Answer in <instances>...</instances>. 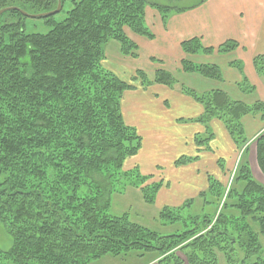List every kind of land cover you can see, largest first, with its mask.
<instances>
[{
  "label": "trees",
  "instance_id": "16d2710c",
  "mask_svg": "<svg viewBox=\"0 0 264 264\" xmlns=\"http://www.w3.org/2000/svg\"><path fill=\"white\" fill-rule=\"evenodd\" d=\"M54 16L42 22L44 33L27 32L29 15L54 11L57 0H0V223L12 240L0 250V264H90L103 257L137 256L156 264H264V185L256 181L245 158L247 139L242 119L260 115L264 101L232 100L224 91L196 94L182 85L180 92L203 108L195 120L216 119L224 125L239 152L230 189L207 176L199 194L203 209L193 211V199L180 207H164L161 226L144 228L127 213L110 214L112 195L139 189L144 204L153 205L162 182L145 185L151 176L138 168L123 171L124 162L137 156L142 140L126 125L121 113L123 94L152 85L173 89L177 83L161 63L153 78L136 70L126 83L107 69L105 47L116 43L121 56L137 58L138 48L126 34L153 40L145 25L151 8L163 24L177 8L145 0H60ZM21 11V12H20ZM184 56L227 55L239 45L226 41L204 47L200 38L180 44ZM242 94L255 93L238 63ZM264 80V56L252 62ZM182 72L221 81L214 65L180 62ZM195 135L196 155L209 151L213 139L206 128ZM257 168L264 178V135L255 140ZM180 156L174 167L195 162ZM223 161L217 167L223 171ZM222 163V164H221ZM219 202L222 206L218 209ZM211 208L212 211L207 209Z\"/></svg>",
  "mask_w": 264,
  "mask_h": 264
},
{
  "label": "crops",
  "instance_id": "0c3cea01",
  "mask_svg": "<svg viewBox=\"0 0 264 264\" xmlns=\"http://www.w3.org/2000/svg\"><path fill=\"white\" fill-rule=\"evenodd\" d=\"M148 10L149 8L145 12V25L150 29L154 38L149 41L142 37L128 36L138 48L137 58L134 60L127 57L131 60L128 63H133L134 67L131 68L135 72L139 69L143 70L141 67L145 65L147 67L148 65L150 68L153 66L151 69L155 73L160 66L154 64L155 62L152 61L154 59L161 63L164 70L172 74L178 84L173 89L152 85L146 89L140 87L125 92L120 105L122 117L124 121L126 120L129 125H132L131 127L137 129L141 139L144 138V135L148 136V134H155L157 131L163 130L164 135L173 140V144L170 146L172 152L166 154L169 161H173L178 155L187 156L188 158L194 157L197 149L188 148L187 146L190 142L192 144V137L203 132V127L191 128V131H188L186 135L181 132L176 133L174 129L178 120L199 118L202 115L203 108L199 103H195L190 97H186L180 92L179 86L187 87L196 94L222 90L232 100L247 104H253L259 100L264 101V80L258 76L254 66H252L256 56H264V0H205L191 7L177 8L179 12H171V16L164 24L158 14L149 13ZM196 37L201 39L202 45L206 48H217L222 43L230 40L235 41L239 48L227 55L184 56L180 44L184 40ZM113 48L121 56L118 45L115 44ZM185 59L195 65L216 66L220 69L221 81L206 80L198 74H185L180 68V62ZM128 63L125 64L126 67L129 65ZM231 63L239 64V67L243 70H241L242 75L256 89L254 94H242L238 90L237 84L242 81V78L239 71L230 66ZM105 69L107 68L105 67ZM107 70L116 76H121L123 73L117 65ZM146 122L149 123L145 124ZM241 124H243L248 147L245 158L248 160L254 179L264 184V178L257 168L255 158V140L259 134L264 135V121L258 114L247 115L242 119ZM210 128L214 137L213 144L210 147L213 151L212 154L203 150L198 155L199 163L191 165L193 168L190 166L179 168L174 172L176 173L175 176L179 171L181 173L179 177L189 175V178L185 179L184 182L183 179L176 178L179 180L176 182L182 185L181 189L183 191V196L177 199L170 195H162L163 188L159 190L156 195L157 200L161 198V203L162 205L165 204V207L169 206L171 200L174 201L172 198L176 201L175 207H179L181 201L183 203L187 199H192L195 192L202 190V181L196 182L193 177L196 173L201 174V172L208 171L215 178L217 177L216 173H219L216 169L218 160L229 162L231 157L236 155L235 159L237 162L239 161L236 147H234L224 125L214 119L210 123ZM140 151L141 153L133 159L139 160L144 155H142L143 148ZM151 156L154 157L151 154L150 157H147L153 160ZM205 156L210 157L206 160ZM233 166H235L234 162L231 167ZM173 169H175L174 166ZM173 176H171L172 180L174 179ZM205 185L207 186L206 182ZM176 187H178V184ZM137 258L136 256L135 259ZM115 260V257H103L90 264H120L116 263ZM135 264H156V261L152 259L147 261L146 259H140L138 261L137 259Z\"/></svg>",
  "mask_w": 264,
  "mask_h": 264
},
{
  "label": "rangeland",
  "instance_id": "374dc122",
  "mask_svg": "<svg viewBox=\"0 0 264 264\" xmlns=\"http://www.w3.org/2000/svg\"><path fill=\"white\" fill-rule=\"evenodd\" d=\"M145 1L147 3L156 4L159 6L160 5L167 6L168 8H170V10L172 8V11H175L176 8L183 9L184 7H191V6H194L195 4H199V3L203 2L205 0H145ZM148 11H149V13H152V14H158L154 10H152L151 8H149ZM26 30H27V32L44 33V32H46L47 29L45 28V26L42 25V22H38L37 20L29 19L26 23ZM125 32L128 36H132L128 30H126ZM109 44H107V46L105 47L106 53H105V59L103 62L104 69H105V67L107 69L108 68L112 69L114 65L115 66L117 65L119 68L122 69V72H123L121 74V76L120 75H117V76L120 77L124 82L130 83L131 78H133L134 73H135L133 68H131V67H134L133 63H131V64L128 63L129 61H131L129 58H124L123 56H119L118 51L116 52V50L113 48V47H115L116 43L112 44V42H110ZM137 55H138V53H137ZM126 63L129 64L127 67L125 66ZM154 64L157 65V63H154ZM129 68H131V69L129 70ZM136 68H138V67H136ZM151 68H153V66H151ZM151 68L148 65H147V67H146V65L141 67V69H143L141 71H143L147 75L148 79H150V80L153 78V75H154V71ZM134 85L136 86V89L139 88L138 84H134ZM259 101H262V100H259ZM202 115H200V116H202ZM197 119H199V118H197ZM197 119L191 118V119H187V120H178L177 123L175 124L176 128L174 129V132H176V133L181 132L182 134L186 135L188 133V131H191V128L203 127V132H201L198 135H201V137L205 138L206 135H203V134H204L206 128H208V127H209L210 131H212L210 128V123L214 119H212V118L210 120L206 119L203 122L204 124L195 123V120H197ZM141 122H144V121H141ZM125 123L129 127L132 126L131 124L129 125L126 122V120H125ZM148 123L149 122H146L145 124H148ZM138 135H139V133H138ZM140 138H141V136H140ZM213 139H214V137H213ZM213 139H211V141L209 143L203 145V146L207 145V148L209 149V151H206V152L210 153V154H212V152H213L210 148L213 144V141H214ZM141 140H142V148H143L142 155L143 154L144 155L139 160H136L133 158L130 160H126L124 162L123 171H130L133 168H138L140 174L143 177L144 176H151L153 178L152 180L146 182L145 185H149V184L161 181L162 185H163V187H162L163 191L161 192L162 195L163 194H166L165 196L170 195V196L174 197L175 199L179 198L180 196H183V191L181 189L182 185L177 183L176 181H179L177 179H183V182H184L185 179L189 178V175H184L183 177H179V175L181 173L178 171V174L175 176L176 173H174V172H176V170H178L179 168H184V167H189V166L191 168H193L191 165L198 164L200 161L199 157L194 156L197 159L195 160V162L189 163V165L178 166L177 168L174 167L175 169H173L174 163L176 162V160L180 156L178 155V157L175 158L173 161H169V159L167 158L166 154H169V152L170 153L172 152V150H170V146H171V144H173V140L169 139L168 136L164 135L163 130H159L155 134L154 133L151 135L148 134V136L144 135V138H142ZM187 147L192 148V149L196 148L194 145V138L192 139V144L190 142ZM201 149L205 150L204 147H201ZM236 152H237V150H236ZM238 153L239 152H237V155H239ZM150 154L155 157L154 158L151 156L153 158V160H150L147 157V156L150 157ZM215 154H214V156H215ZM214 156H213V158H214ZM235 156L236 155H233V157H231V160L229 162H227V161L222 162L224 165L223 171L222 170L220 171V169L217 167V162H216V169H217V171H219V173L218 172L216 173L217 177H215V179L221 184L222 188L224 189V194L230 189V187L233 183L232 178H233V175L235 172L234 169L237 165V164H235L237 162V160L235 159ZM184 157H187V156H184ZM205 157H206V160H208L210 156L209 157L205 156ZM233 162H234L235 166L231 167ZM155 167H157V168L155 169ZM198 171H200V170H198ZM201 171H203V169H201ZM185 172H187V171H185ZM191 173L194 174L193 172H191ZM172 175H174L173 180L171 178ZM208 175L213 177V175L208 173V171L201 172V174L196 173V175H193V177L196 179V182H198L200 180L203 183L202 190H198L197 192H195L193 194V198H192L194 201L193 211L198 212V211L203 209L202 202L199 198V194L204 192L208 187V183L206 181ZM205 182L207 183V186L205 185ZM260 183L263 184V182H261V181H260ZM177 184H178V187H176ZM174 198H172L174 201L171 200L170 204H168L169 205L168 207H175L176 206V201ZM111 199H112V203H111V207H110V214H113L115 216H121V215H123V213H127L130 217V221H132L133 223L135 222L136 224H139L144 228L153 229L155 231H160L163 234H169V232L173 231L170 227L165 228V227L161 226L160 220L158 219L159 212L165 207V204L162 205V203H161V198H160V200L159 199L157 200V197H156V201L153 205H148L146 203L144 204L143 197H141L139 189L127 187L122 192V194L114 193L112 195ZM189 200H191V199H189ZM186 201H188V199ZM181 204H182V201H181ZM221 204H222V202H219L218 209L221 208V206H222ZM207 210L212 211L211 208H208ZM263 244H264V241H263ZM11 245H12V240H11L10 236L7 234L3 225L0 223V250L4 251V252L8 251L11 248ZM115 259H116L115 260L116 263H120V264H135L137 259H138V261H140L139 258L135 259V257L133 255L117 257ZM219 263L225 264L223 262V259L221 256L219 258ZM8 264H10V263H8Z\"/></svg>",
  "mask_w": 264,
  "mask_h": 264
},
{
  "label": "water",
  "instance_id": "95a60500",
  "mask_svg": "<svg viewBox=\"0 0 264 264\" xmlns=\"http://www.w3.org/2000/svg\"><path fill=\"white\" fill-rule=\"evenodd\" d=\"M10 10H17V11H19L17 8H7V9H3V10H0V16L4 12L10 11ZM60 11H61V3H60V0H57V8L54 11L49 12V13L40 14V15H29L27 13H24V12H21V11L20 12L22 13V15H24L27 18H30V19H41V18H47V17H50V16H54L57 13H59Z\"/></svg>",
  "mask_w": 264,
  "mask_h": 264
}]
</instances>
